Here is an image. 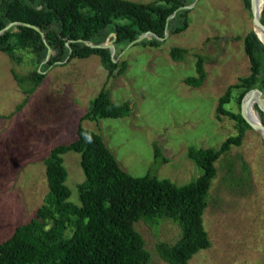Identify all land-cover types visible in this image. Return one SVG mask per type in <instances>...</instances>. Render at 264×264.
<instances>
[{
	"label": "rangeland",
	"instance_id": "obj_1",
	"mask_svg": "<svg viewBox=\"0 0 264 264\" xmlns=\"http://www.w3.org/2000/svg\"><path fill=\"white\" fill-rule=\"evenodd\" d=\"M130 1L145 4L158 0ZM188 3V27L179 34L167 32L159 47L117 45L114 61L127 63L122 75L108 78L95 55L75 58L44 70L45 78L38 88L25 95L13 79L11 61L0 52V243L43 204L48 192L43 159L53 147L74 141L79 124L102 137L129 175L150 174L177 186L201 175V168L188 157L190 148L218 150L228 137L238 134L237 124L229 117L217 119L216 107L228 87L250 73L243 38L255 30L251 11L242 0ZM114 23L127 21L115 19ZM113 40L109 33L101 43H90L110 45ZM257 41L264 83V45L258 37ZM172 47L188 51L183 61L170 58ZM19 55L22 62L14 66L18 73L36 67L32 56L24 52ZM198 56L205 59L206 78L200 87L192 88L184 80L196 76ZM103 87L116 104L129 102L131 114L82 120ZM252 90L259 91L264 99V84ZM241 92L233 91L226 110L240 113L245 96L241 98ZM252 109L256 117L264 119L257 102ZM154 145L161 151L158 158L154 157ZM62 159L68 173L65 184L71 193L69 201L79 205L77 187L84 180L80 156L67 152ZM243 162L249 173L243 170ZM215 165L217 174L202 214L210 246L199 249L188 264H262L264 139L251 127L246 129L240 146L232 147ZM135 228L145 241L148 264H169L161 259L156 245L174 244L180 236L178 226L159 220L156 224L139 222Z\"/></svg>",
	"mask_w": 264,
	"mask_h": 264
},
{
	"label": "trees",
	"instance_id": "obj_2",
	"mask_svg": "<svg viewBox=\"0 0 264 264\" xmlns=\"http://www.w3.org/2000/svg\"><path fill=\"white\" fill-rule=\"evenodd\" d=\"M188 1L158 0L142 4L130 0H0V31L13 24L0 35V52L11 61L13 79L25 95L38 88L45 78L44 70L75 58L95 55L108 78L122 75L127 68L125 61H114L117 55L112 58L108 48H93L84 42L99 44L112 33L116 49L118 44L135 42L140 35L150 32L155 37L135 45L159 47L166 23L171 35L188 27L190 9H182L189 5ZM242 1L250 9V0ZM174 12L175 16L167 22ZM115 19L127 23H114ZM261 22L264 25V8ZM243 43L250 73L228 87L216 107L217 119L222 115L229 117L237 124L238 134L228 137L218 150H188V157L201 168L197 179L177 186L150 174L133 177L119 166L98 133L79 124L74 141L53 147L43 159L47 195L33 217L0 243V264H148L149 253L135 225L156 224L159 220H168L180 230L174 244L156 245L159 256L167 263L188 264L199 249L208 248L210 241L202 214L217 174L215 163L232 147L240 146L246 129L250 128L240 113L230 112L225 106L231 102L233 91L242 90V98L250 89L264 84L255 32L247 34ZM20 52L32 56L36 63L25 74L18 73L14 67L22 62ZM187 52L172 47L169 56L181 62ZM204 63L205 59L198 56L196 76L186 78V85L198 88L204 83ZM130 114V103L116 104L103 87L82 120L124 118ZM261 123L264 125V119ZM67 152L80 156L84 180L77 187L79 205L69 201L71 193L65 184L68 173L62 156ZM160 156L159 147L154 145V157ZM242 167L249 173L244 162Z\"/></svg>",
	"mask_w": 264,
	"mask_h": 264
},
{
	"label": "water",
	"instance_id": "obj_3",
	"mask_svg": "<svg viewBox=\"0 0 264 264\" xmlns=\"http://www.w3.org/2000/svg\"><path fill=\"white\" fill-rule=\"evenodd\" d=\"M191 6H184L182 7V9H190ZM257 9H258V3L256 0H250V11L253 17V26L255 28L254 32L256 33L258 39H261L264 45V25L260 20V16H258L257 14ZM176 12H174L168 19L167 22L173 18L175 16ZM13 24H8L7 26H5V28L3 30L0 31V35L6 31L7 29H9ZM259 32H261L262 36L259 35ZM168 35L167 33V23H166V27H165V35L164 38H166ZM155 37L154 34H151L150 32L148 33H143L142 35H140L135 42H132L130 44L133 43H137L140 42L141 40H143L145 37ZM43 41L44 37L42 36ZM86 45L93 47V48H108L111 51V57H114V53H115V47L113 46V44L110 45H92L90 42H84ZM50 54V51H48V56ZM47 56V57H48ZM46 57V58H47ZM253 91V90H252ZM249 91L248 93L245 94V96L243 97L242 101H241V105H240V115L243 118V120L249 125V127H251L252 129L256 130V132L264 139V125L259 122V121H254L248 117L245 116L244 114V108L247 104V97L250 94ZM257 91V90H255ZM261 93H259V91H257V103L259 105L260 110L264 113V99H262L261 97Z\"/></svg>",
	"mask_w": 264,
	"mask_h": 264
},
{
	"label": "bare ground",
	"instance_id": "obj_4",
	"mask_svg": "<svg viewBox=\"0 0 264 264\" xmlns=\"http://www.w3.org/2000/svg\"><path fill=\"white\" fill-rule=\"evenodd\" d=\"M256 1L258 3L257 14H258V16H260V20H261V12H262L261 6H262V3H264V2H263V0H256ZM259 35L262 36L261 32H259ZM259 40L262 42L261 39H259ZM262 44H263V42H262ZM251 96H253V97L250 99L249 97H251ZM255 102H257V91L253 90L252 92H250V94L247 97V104L244 108V114L246 117H248L254 121L260 122L261 119L259 117H256V115L252 112L253 111L252 107H253V104Z\"/></svg>",
	"mask_w": 264,
	"mask_h": 264
}]
</instances>
